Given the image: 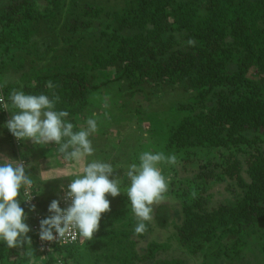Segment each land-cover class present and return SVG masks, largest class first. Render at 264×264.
I'll return each instance as SVG.
<instances>
[{"label": "trees", "instance_id": "16d2710c", "mask_svg": "<svg viewBox=\"0 0 264 264\" xmlns=\"http://www.w3.org/2000/svg\"><path fill=\"white\" fill-rule=\"evenodd\" d=\"M44 1L45 11L39 10L37 0L0 7L3 53L32 54V29L55 19L61 8L60 0ZM119 1L122 6L110 11L84 1L80 12L67 20L64 29L71 36L94 21H109L107 32L101 31L93 41L88 61L79 71L49 65L42 70L31 68L19 81L4 83L10 72L0 65V101L10 105L9 97L17 90L46 94L56 100L57 111L69 113L66 119L78 131L94 96L106 92L101 90L109 84L124 81L126 89L133 90L130 98L139 94L146 101L145 87L160 92L162 86L183 85L190 93L188 103L172 110L187 115L168 130L161 146L165 155L182 160L183 171L192 170L191 183L181 193L172 191L182 200L178 212L165 204L152 206V219L143 234L134 232L137 218L130 210L107 211L92 239L52 251L44 264L55 262L54 255L63 264H85V253L91 255V264H185L157 258L166 245L155 241L143 253L136 249L154 229L170 225L177 247L196 264H235L256 249L264 258V0ZM92 73L106 77L105 81L92 83ZM49 81L54 85L51 89L46 86ZM122 89L119 86L118 93ZM10 111L0 110V120L7 122ZM142 111L135 110L138 119L147 115ZM104 116L111 118L107 112ZM17 144L15 139L11 145L13 158L27 165L32 150L25 148L24 141ZM38 147L53 167L66 163L58 145L48 150ZM219 185H225L231 198L213 205L210 190ZM34 192L36 209L46 217L38 209L40 191L35 186ZM19 199L31 228L32 212L23 202V190ZM28 236L31 243L21 247L9 249L0 243V264H42L32 231Z\"/></svg>", "mask_w": 264, "mask_h": 264}, {"label": "rangeland", "instance_id": "374dc122", "mask_svg": "<svg viewBox=\"0 0 264 264\" xmlns=\"http://www.w3.org/2000/svg\"><path fill=\"white\" fill-rule=\"evenodd\" d=\"M19 1L21 0H0V7L15 4ZM84 1L98 4L108 11L122 6L119 0L113 3H109L107 0H60L61 8L58 10L56 18L50 22L41 23V25L39 24L35 29H32L30 39L32 54L30 56H26L21 51L9 55L0 50V55L8 59L4 63L5 58H0V65L7 67L10 72L8 76L3 78L4 83L19 81L21 74L29 72L31 68L42 70L49 67V65L59 64L78 71L81 69V66L88 61L87 58L93 41L98 39L101 31L107 32L105 26L109 23L108 20L101 19L94 21L92 26L77 35L71 36L67 33L64 29L67 20L73 18L70 15L80 12L78 7L82 6ZM74 2H78L77 6ZM37 4L40 11H45L48 8L47 1L37 0ZM65 38H70V41L68 42ZM10 56H12L11 61ZM19 64L22 65L23 70L18 67ZM89 76L92 83L96 85H100L106 78L98 73H92ZM119 86L124 88L120 93L117 91ZM144 90L147 101L139 94H136L134 98H130L133 90L126 89V82L121 81L103 87L101 91L106 92L94 96L95 101L88 107V112L84 113L85 118L79 121L80 123L77 126L78 130L86 128V120L95 114L98 127L97 131L90 136L94 153L92 156L87 157L85 161H80L74 165L63 163L60 167L56 166L54 172L50 167L46 175L47 181L39 190V208L49 205L52 200L56 199L58 188L59 191L62 190L72 179L76 178L86 162L99 161L111 164L114 168L113 176L118 177L120 180L121 194L116 197L106 194L107 199L110 201L108 212L121 209L132 212L126 197V188L129 184L126 173L129 165L138 164L140 154L145 151L162 152L161 143L165 140L168 130L187 115L186 112L173 111L172 109L187 104L190 97V93L183 89V85L175 88L162 86L160 92L156 88L150 87H145ZM108 100L117 104L111 106L107 103ZM138 103L143 108L139 107ZM119 105H124V107H119ZM138 108L143 110L142 113H147L146 116H141L143 119H138V115H135V110ZM106 112L111 118L104 116ZM9 115L11 119V114ZM0 122L2 123H0V150L5 154L6 150L11 152L10 145H12L11 142L15 141V138L11 134L7 135L4 131V120H0ZM176 158L177 163L175 165H168L167 163L159 165L163 175L169 179V184L163 198L152 205H168L174 210L173 213L180 210L182 200L175 197L172 191L181 193L183 188L187 190L192 179V170L183 171L182 160L178 156ZM210 193L213 205L223 199L229 200L231 198V195L225 192V185L212 187ZM132 216L135 217L133 213ZM174 233L175 229L172 225L167 229H154L153 233L149 234L145 240L137 243L136 249L139 253H143L147 244L155 241L166 245V250L159 252L157 258L175 259L181 260L185 264H196L194 259L188 257L184 251L177 247L175 240H173ZM243 256V259L235 262V264H257L259 262L264 264V258L260 257L257 249L253 253L249 252L243 254ZM84 259L85 264L93 262L89 253H85Z\"/></svg>", "mask_w": 264, "mask_h": 264}, {"label": "clouds", "instance_id": "9594fccd", "mask_svg": "<svg viewBox=\"0 0 264 264\" xmlns=\"http://www.w3.org/2000/svg\"><path fill=\"white\" fill-rule=\"evenodd\" d=\"M46 86L49 89L54 87L51 81ZM9 100L10 105L0 101V110L9 112L11 109V119L3 127L17 141H31L37 145L56 144L69 165L85 161L93 155L90 136L98 127L95 114L86 120V128L74 131V124L66 119L69 113L57 111L56 100L46 94H26L17 90ZM162 163L175 165L176 156L145 151L140 154L138 164L133 163L128 167L126 197L137 218L134 229L137 235L146 231V222L152 219V205L167 192L169 179L159 167ZM29 167L21 160L0 158V243L9 249L31 243L28 233L32 229L26 223L28 212L21 207L22 201L19 199L21 190L24 191L23 202L32 198L30 193L35 181L32 175L26 174ZM113 173L111 164L86 162L80 174L63 189L67 206L61 208L57 199L49 203L48 215L39 221L40 241L57 242L73 232L85 240L92 239L98 231L102 214L110 209L106 194L111 197L121 194L120 180ZM39 175L41 179H47L43 173ZM35 211L36 206L32 205L29 212Z\"/></svg>", "mask_w": 264, "mask_h": 264}, {"label": "built area", "instance_id": "2783aa9c", "mask_svg": "<svg viewBox=\"0 0 264 264\" xmlns=\"http://www.w3.org/2000/svg\"><path fill=\"white\" fill-rule=\"evenodd\" d=\"M17 143H18V141L16 140V145L18 146ZM24 164H25V162H24ZM67 186L65 188H62V190H61V197H60V207L61 208H64L67 206V203L64 200V191H63V189H66ZM30 194L32 195L31 200L24 202V203L26 204V206L29 209L31 208L32 205H35L37 208V195L34 192V187L31 190ZM23 199H24V191H23ZM68 203H70V201ZM31 218L33 219V224L31 226V229H32V233L34 236L35 250L39 254L38 260L42 264H44L49 259V256L52 253V251L59 249V248H65V247L81 244L83 242L82 237H80L75 232H73L71 236H67L61 240H58L57 242L56 241L42 242V241H40L39 236H38L39 221L41 219L45 218V216L43 214H41L39 211H37V209H36L35 212H32ZM54 256H55L54 258L56 259L55 262L46 263V264H63L62 261L60 260V258L56 257L57 255H54Z\"/></svg>", "mask_w": 264, "mask_h": 264}, {"label": "crops", "instance_id": "0c3cea01", "mask_svg": "<svg viewBox=\"0 0 264 264\" xmlns=\"http://www.w3.org/2000/svg\"><path fill=\"white\" fill-rule=\"evenodd\" d=\"M5 123L6 122L4 121L3 125ZM3 128H4V131L6 132L7 135L11 134L7 130V128H5V127H3ZM10 141H11V139H10ZM24 142H25V148L27 147V148L32 150L31 155L29 157V162L27 163V165L30 167L27 168L28 170H27L26 174H30L33 176V179L35 181V187H37L40 190L45 185L47 180L41 179V176L39 174L43 173L44 175H47L48 169L50 167H52V172H54L56 166L55 167H53L54 165L52 166V164H53L52 160L50 158L45 157V155H43V150L40 149L37 144H35L34 142H31V141H24ZM50 145H55V144L44 145L45 149L48 150L49 148H51ZM41 148H43V147H41ZM5 154L2 150H0V158H6L7 157V158L14 159L12 152H8L6 150ZM57 167H60V166H57ZM60 197H61V189L59 191V188H58V194H57L56 199L60 200ZM39 204L40 203H38V209L41 212H44V213H46V215H48V212H47L48 205H45V206L39 208Z\"/></svg>", "mask_w": 264, "mask_h": 264}]
</instances>
